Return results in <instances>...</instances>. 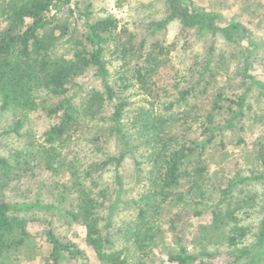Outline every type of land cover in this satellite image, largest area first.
Instances as JSON below:
<instances>
[{"label":"rangeland","instance_id":"1","mask_svg":"<svg viewBox=\"0 0 264 264\" xmlns=\"http://www.w3.org/2000/svg\"><path fill=\"white\" fill-rule=\"evenodd\" d=\"M75 1L80 9L91 5L95 19L115 17L119 21V32L123 40L126 41L131 36L135 48L144 40L147 56H151L157 49L156 46L160 45L164 51L160 55L163 63L153 80L159 87L162 102L176 103L179 91L198 82L209 48L213 44V75L212 78L211 74L206 78L210 82L208 90L203 91L198 87L200 94L191 99L190 109L189 106L175 107L178 110L177 120L169 124L168 129L170 133L179 136L181 143L202 141L204 137L201 125L205 117L212 111L219 113L214 114L217 125L223 124L228 118L226 106L221 112H215L213 102L216 97L223 95L225 100H237L247 94L248 109L238 126L243 132L225 131L206 148L201 159L196 155L189 160V171L194 172L199 165L206 166L207 171L198 187H193L196 178L185 177L182 180L179 193L185 195L183 203L162 204L159 214L153 217L157 227L156 246L149 249L147 255L139 254L127 237V229L137 220L140 199L148 191L146 174L150 168L146 147L139 142L130 143L133 151L127 155L119 170L123 183L121 187L116 181L114 165L104 170L94 169L124 150L120 140L111 135L110 105L97 117V121H83L80 124L73 134V140L63 150L56 172L46 167L44 153L38 148L43 142L44 134L57 120L38 111L30 114L21 132L8 133L19 117L12 112L3 113L0 110V157L15 164L18 153L30 156L26 157V163L16 171L12 181L0 186V201L14 204L35 203L39 200L46 206H59L63 188H73L72 163L84 177L85 171L94 167L86 180L87 186L99 202L97 214L100 217V227L103 234L112 240V250L123 251L129 264H169L168 254L176 252L179 243L197 256L208 251L213 257L205 259L207 264H230L226 256L254 247L264 221V0H186L195 8L219 15L218 24L222 26L231 21L241 23L246 32L235 42H229L220 33L213 37L211 33L199 28L186 29L177 20L172 21L166 30L155 33L150 25L168 16L165 0ZM67 17L63 13L59 15V19ZM5 27L6 24H0V32ZM158 51L157 49L155 55H158ZM119 56L115 44L105 54L111 84L117 81V73L122 70L123 61ZM131 56L129 69L134 68L141 60L142 53L133 52ZM246 67H249L248 75ZM69 87V95L75 96L78 105L93 92L104 89L94 70L78 77ZM121 98L129 104L127 122L137 110L150 102L137 88L127 91ZM41 100L52 105L59 99L42 94ZM223 104L228 103L226 101ZM186 114L188 119H182ZM126 132H135L131 124ZM240 139L244 143H239ZM137 162L139 167L136 166ZM237 178L246 181L237 185L221 208L231 207L235 210L238 225L246 228L248 233L236 246H229L227 236L230 227L218 231L213 229L212 211L221 200L222 192ZM75 195L69 189L64 208L72 207ZM22 215L29 220L28 232L31 237L25 245L5 254L0 259V264H46L52 252L47 239L49 230L61 241L76 244L86 253L89 264H103L95 251L87 245L85 229L81 224L70 221L55 211H32ZM247 262L248 259L245 258L239 264ZM61 264H82V260L64 254Z\"/></svg>","mask_w":264,"mask_h":264},{"label":"trees","instance_id":"2","mask_svg":"<svg viewBox=\"0 0 264 264\" xmlns=\"http://www.w3.org/2000/svg\"><path fill=\"white\" fill-rule=\"evenodd\" d=\"M165 1L168 16L150 25L155 33L166 30L176 20L186 29L199 28L211 33L213 37L220 33L229 42H235L246 32L244 26L236 21L224 26L218 24L219 15L195 8L186 0ZM78 5L75 0H0V24H6L0 32V110L3 113L12 112L19 117L8 133L21 132L30 114L38 111H43L48 117L57 120L44 134L43 142L38 148L44 153L46 167L53 172L57 171L62 152L73 140V134L80 124L83 121H97L107 105L111 106V135L120 140L124 150L118 156L103 161L97 168L91 167L85 171L86 177L72 163L73 188H63L59 206H46L39 200L35 203L14 204L0 201V259L12 249L16 250L25 245L31 237L28 232L29 220L22 214L55 211L83 226L87 245L95 251L103 264H129L123 251L112 250V240L103 234L97 214L99 202L87 186L86 178L91 176L93 168L98 171L114 165L116 181L120 187L123 186L119 170L127 155L133 151L130 146L132 141L146 147L150 171L146 174L148 191L140 199L137 220L127 229V237L139 254L147 255V251L156 246L157 227L153 217L159 214L162 204L183 203L185 195L179 193L182 180L185 177L196 178L193 187H198L207 171L204 165H199L194 172L189 171V160L196 155L201 159L206 148L225 131L243 132L238 126L244 120L248 109L247 94L237 100H225L223 95L216 97L213 102L215 112H221L226 106L228 118L223 124L217 125L215 115L219 113L212 111L205 117L201 125L204 137L202 141L181 143L179 136L170 133L168 129L169 124L177 120L178 110L175 107L189 106L190 109L191 99L200 94L198 87L203 91L208 90L210 82L206 78L210 74L212 78L213 75V44L209 48L198 82L179 91L176 103L162 102L159 87L153 80L163 63L160 55L164 51L160 45L156 46L158 55H155V49L151 56H147L144 40L137 48L134 47L131 36L126 41L123 40L119 32V21L115 17L95 19L91 5L84 9L77 8ZM61 13L68 17L59 19ZM112 44H115L116 52H119L123 61L122 70L117 73L118 79L114 84L110 82L111 73L105 59L106 51ZM133 52L142 53V56L135 67L129 69ZM245 69L248 75L249 67ZM90 70L95 71L104 89L93 92L78 105L75 96L69 95V85ZM133 88L139 89L150 102L146 107L137 110L127 122L129 104L121 97ZM42 94L59 100L55 104H47L41 100ZM226 101L228 104L224 105ZM187 114L182 119L187 120ZM130 124L135 132L128 134L126 131ZM239 143H244V140L240 139ZM31 144L35 145L34 142ZM26 157L30 156L18 153L15 164L0 157V186L8 185L12 181L16 171L26 163ZM136 166L139 167L138 162ZM245 181L242 178L232 180L212 211L213 229L218 231L230 227L227 236L229 246H236L247 236L248 231L238 225L235 210L221 207L227 203L229 195L237 185ZM69 189L76 195L72 207L67 209L63 204L67 202ZM47 239L52 246V252L46 264H61L64 254L82 260V264H89L86 253L76 244L61 241L51 230L47 231ZM178 246L176 252L168 254L169 264H207L205 259L213 257L206 250L197 256L191 254L184 245L179 243ZM245 258L248 259L246 264H264V221L259 239L252 249L226 256L230 264H239Z\"/></svg>","mask_w":264,"mask_h":264}]
</instances>
